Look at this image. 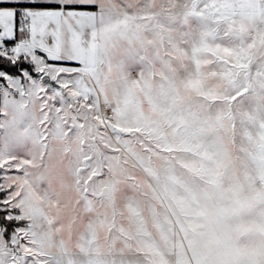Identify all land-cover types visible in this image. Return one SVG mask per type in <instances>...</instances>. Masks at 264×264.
Listing matches in <instances>:
<instances>
[{"label": "snow or ice", "instance_id": "snow-or-ice-1", "mask_svg": "<svg viewBox=\"0 0 264 264\" xmlns=\"http://www.w3.org/2000/svg\"><path fill=\"white\" fill-rule=\"evenodd\" d=\"M0 264H264V0H0Z\"/></svg>", "mask_w": 264, "mask_h": 264}]
</instances>
